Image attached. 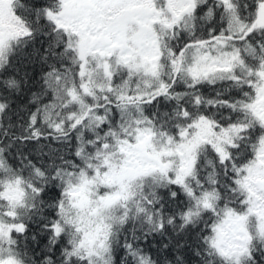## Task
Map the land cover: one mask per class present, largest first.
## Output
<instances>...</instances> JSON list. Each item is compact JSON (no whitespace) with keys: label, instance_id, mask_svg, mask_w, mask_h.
I'll return each instance as SVG.
<instances>
[{"label":"snow or ice","instance_id":"6c2138e0","mask_svg":"<svg viewBox=\"0 0 264 264\" xmlns=\"http://www.w3.org/2000/svg\"><path fill=\"white\" fill-rule=\"evenodd\" d=\"M0 264H264V0H0Z\"/></svg>","mask_w":264,"mask_h":264}]
</instances>
